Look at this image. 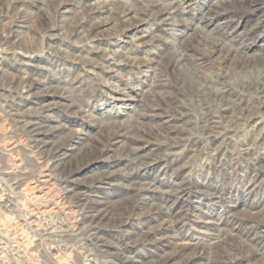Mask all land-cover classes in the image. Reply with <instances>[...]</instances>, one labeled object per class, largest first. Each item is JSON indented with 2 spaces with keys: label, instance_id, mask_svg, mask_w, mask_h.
<instances>
[{
  "label": "rangeland",
  "instance_id": "obj_1",
  "mask_svg": "<svg viewBox=\"0 0 264 264\" xmlns=\"http://www.w3.org/2000/svg\"><path fill=\"white\" fill-rule=\"evenodd\" d=\"M171 1L0 0V264H264V0ZM141 149L155 190L127 173Z\"/></svg>",
  "mask_w": 264,
  "mask_h": 264
},
{
  "label": "bare ground",
  "instance_id": "obj_2",
  "mask_svg": "<svg viewBox=\"0 0 264 264\" xmlns=\"http://www.w3.org/2000/svg\"><path fill=\"white\" fill-rule=\"evenodd\" d=\"M225 1H231L234 4V7H237L239 5L235 0H212V4L219 6L222 3H224ZM240 1H243V0H240ZM174 2H176L178 5L181 4V1H179V0L171 1V3H174ZM164 9H162L163 11L162 10L159 11L160 12L159 15H161L159 22H160V24H162L164 26V28H162L161 30H166L167 29L166 27L169 26L171 24V22H172V21L170 22V19H172V17H170V15L173 14V11L171 10V5L165 7ZM254 10H256V9H254ZM210 12H211L210 8H208L201 15V17L199 19L200 23L195 25L194 27L197 28V29H203L204 28L203 26L206 24L207 20L213 14V13H210ZM123 13H124L123 20H126L130 16H133L135 14V11H133V9L131 7L130 8L128 7V8H126L124 10ZM139 20L142 21L143 19L139 18ZM103 24H105V25L101 26ZM16 25H17V27L20 30H22V29L26 30V28H27V26L25 24H23L22 22H19ZM107 26L108 25L106 24V22H104V21L100 22V24L97 27H95L94 36H96L97 34H101V31L104 30L103 28L107 27ZM74 32H76L77 35H80L82 33V31L80 29H77V30L74 29ZM217 33H216L217 37H215L217 42H218L217 46H219V47L221 45H226L227 46L229 41L227 40L226 36L224 34H221L219 31ZM157 38L158 37L154 36V37L151 38V41H154ZM164 42L167 43V41H164ZM139 43L148 44L147 42H142L141 40L138 42V44ZM152 47L155 50H153L151 52H154L157 55V51L156 50H159L161 46L159 47L158 45H153ZM172 52H173L172 68L182 71L185 68L183 61L186 60L185 57L187 56V54H185L184 52L178 51V50H175V52H174V49L172 50ZM128 58L129 59H127V60H128L129 65H132V62L130 61V60H132V58H130V57H128ZM118 63L119 64H124V61L123 60H119ZM157 65L158 64H157L156 60H154V59H149V60L145 59L144 72L153 73L154 74L155 70L157 69ZM106 70L109 71V70H111V68H108ZM183 80L185 82L189 83L196 90L202 88L203 84H204L201 80H199L198 78L193 77V76L192 77H187L185 75L183 77ZM40 82H39V87H38V88H40L39 92L44 93L45 90L48 91V90L51 89L50 86L45 87ZM35 83H36V81H35ZM35 83L32 82L31 85H34ZM161 84H162V86L167 85V83H166V81L164 79H161ZM114 89H116L115 91L117 92V97H119L118 99L120 101H122L126 106H128L130 104L129 100L133 99V97H131V95L128 94L129 90H126L124 87H122V88L115 87ZM132 89L134 90L135 94H138V95H141L144 92V90H141L137 85L133 86ZM228 92H229V88L227 86H223L222 85L221 89H219V91H217V92H215L213 94L214 99L218 100L220 104H219V109H218V111L216 113H214V114L213 113L212 114H205V117L201 120L202 128H203V130L206 129L207 133H210V132H213V131L217 130L219 128V125L222 124V119H225L227 121L228 119L231 118V116H230L231 115L230 114V107L231 106H229V104L227 103V98L224 97V94H226ZM161 101H167V99L165 98L164 100H161ZM161 101H159V102H161ZM64 106H66V108H70V109H74V107H75V105L73 103H70V104L64 105ZM76 112H77V110H73V113H76ZM164 117H163L164 119H168L167 116L164 115ZM220 117H222V119ZM164 122H166V120ZM156 154L157 153H151L149 151L147 153H145L144 150L141 149V151H138V152L136 151L133 154H131L130 157L126 158L125 165L127 167L126 169L128 170L127 173L128 172H130L131 174L135 173V175L133 176L132 179H134V182H137V183L140 184V188L142 190H146V189L155 190V189H157L156 186L154 184H152L153 182L151 183V182H146L145 180H140L141 179L140 177L145 176L148 173V171L150 170L151 167H155V165L157 163H159L161 160H164L163 158L157 156ZM255 169H256V167H255ZM255 172H256V170H255ZM136 176H137V178H136ZM152 181H153V179H152ZM181 190L185 191L184 188L181 189Z\"/></svg>",
  "mask_w": 264,
  "mask_h": 264
}]
</instances>
